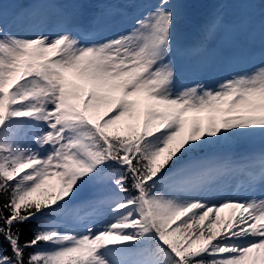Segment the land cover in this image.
<instances>
[{
  "label": "snow or ice",
  "instance_id": "snow-or-ice-1",
  "mask_svg": "<svg viewBox=\"0 0 264 264\" xmlns=\"http://www.w3.org/2000/svg\"><path fill=\"white\" fill-rule=\"evenodd\" d=\"M57 15L55 35L22 37L0 27V133L16 143L23 130L9 127L14 119L42 114L49 131L39 143L51 149L40 156L0 144V238L7 245H0V264H128L119 253L105 254L139 238L128 229L154 230L172 264H264V196L213 201L202 196L213 168L202 171L204 161L174 167L215 142L264 134V66L215 87L178 90L172 58L203 52L218 33L222 47L254 40L250 15L226 23L221 9L210 12L194 45L181 43L183 14L172 0H159L128 32L99 42V17L85 26L72 13ZM246 159L254 191L264 183V154ZM109 161L120 164L111 178L127 194L113 197L110 222L94 231L89 221L70 233L42 225L21 242L20 226L43 209L62 211L85 176L96 173L103 184L109 175L99 166ZM178 174L189 176L182 194H161ZM221 209L230 212L221 216Z\"/></svg>",
  "mask_w": 264,
  "mask_h": 264
},
{
  "label": "rangeland",
  "instance_id": "rangeland-1",
  "mask_svg": "<svg viewBox=\"0 0 264 264\" xmlns=\"http://www.w3.org/2000/svg\"><path fill=\"white\" fill-rule=\"evenodd\" d=\"M207 1L209 6L204 12L192 15L189 12L191 0H172L173 3L180 5V11L183 14L181 42L187 40L196 43L199 25L210 12L216 9L223 11L226 23L235 21L243 12V0ZM158 2L159 0H0V27L22 37L32 36L38 32L52 34L48 33L49 29L53 31L52 35H55L57 12L63 10L73 14V22L85 26H88L89 21L94 17H99L100 23L95 28L96 40L93 41L99 42L117 33L128 32L134 26L136 18L143 16L146 10ZM244 2L245 6L251 5V7H245L244 12L251 17L248 30L256 33L255 39L251 41L246 38L241 39L239 48L222 47L220 45L222 33H218L203 52L190 53L182 57L174 53L172 58L178 71L176 81L178 90L181 86H191L198 82L215 87L234 73L251 74L264 66V0H244ZM47 3L56 4L59 8L40 6ZM70 4H76L78 7L68 8L67 5ZM236 55L237 58L240 56L245 59L242 66L235 63ZM9 127L21 128L23 135L16 143H13L6 130L5 133H0L1 144L9 148L18 147L24 152H35L40 156H46L51 150L48 144L41 146L39 143V139L49 131L42 114L35 117L16 118ZM202 150L207 154H200L199 150L196 151L199 154L190 153L191 158L178 167L183 168L198 161H204L202 171L208 168L214 169L208 173L209 180L202 193L204 198L214 201L229 196L241 199L264 196V183H257L255 190H251L249 169L242 167L248 162L246 158L264 154V134L256 133L251 136L221 140L205 146ZM109 163L111 162L99 166L101 170L108 173L109 178L100 184L94 180L96 173L85 176L68 205L57 212L54 219H49L45 227H56L59 231L70 233L72 229L80 230L91 221L95 224L94 231H99L101 225L110 222L114 215L110 209L113 197L122 198L127 194L121 193L118 186L113 183L111 177L119 171V168L107 171ZM254 171L258 172L259 166ZM241 176L248 178V185L242 189L239 188ZM188 179L189 176L184 174L172 176L165 185L161 186V194L169 197L182 194L184 182ZM49 183L54 184L56 181L52 179ZM229 212L230 209H221V216H227ZM126 231L139 238L135 241H126L116 248H110L106 255L119 253L128 258V264H167L164 254L152 251L149 231L141 232L136 229ZM45 247L50 248L51 245L41 246V248Z\"/></svg>",
  "mask_w": 264,
  "mask_h": 264
},
{
  "label": "trees",
  "instance_id": "trees-1",
  "mask_svg": "<svg viewBox=\"0 0 264 264\" xmlns=\"http://www.w3.org/2000/svg\"><path fill=\"white\" fill-rule=\"evenodd\" d=\"M1 144V143H0ZM203 150H199L198 152L201 154H207L206 151L202 152ZM198 152H194L195 154ZM198 153V154H199ZM192 154L186 155L180 162H178V165L174 166V167H178L182 164V162L188 160L191 158ZM111 163L108 164V170L110 171V169H117L119 168V170L121 169L120 164H118L115 161H109ZM118 172V171H116ZM55 215V214H54ZM53 215V210L52 209H43L40 213H37L35 216H33L32 218H30L29 220H27L26 222H24L21 226H20V232H21V242L30 239L34 233V230L40 228L42 225H46L49 222V219H52L54 217ZM154 230L149 231V236H150V245L152 251L157 252L158 254H164L166 259H167V264H172V260H173V254L170 252V250L167 248V246H165L164 244H162V242L160 240H158L156 233L153 232ZM0 245H3L5 248H7L6 242L3 241L2 238H0ZM44 245V243H41L40 247Z\"/></svg>",
  "mask_w": 264,
  "mask_h": 264
},
{
  "label": "water",
  "instance_id": "water-1",
  "mask_svg": "<svg viewBox=\"0 0 264 264\" xmlns=\"http://www.w3.org/2000/svg\"><path fill=\"white\" fill-rule=\"evenodd\" d=\"M191 2L193 3L190 8V12L192 14H199L204 11L207 7L206 0H191Z\"/></svg>",
  "mask_w": 264,
  "mask_h": 264
},
{
  "label": "bare ground",
  "instance_id": "bare-ground-1",
  "mask_svg": "<svg viewBox=\"0 0 264 264\" xmlns=\"http://www.w3.org/2000/svg\"><path fill=\"white\" fill-rule=\"evenodd\" d=\"M264 153V152H263ZM244 170V169H243ZM258 170V169H257ZM238 171V170H237ZM243 174V173H242ZM244 175V174H243ZM239 176V175H238ZM248 179V178H247ZM247 179L244 177V176H241V179H240V186L239 188H245L247 185H248V182H247ZM237 186V185H236ZM252 192V191H251Z\"/></svg>",
  "mask_w": 264,
  "mask_h": 264
}]
</instances>
